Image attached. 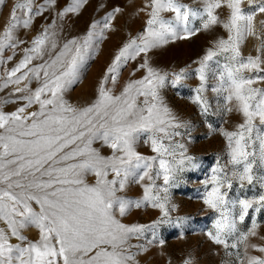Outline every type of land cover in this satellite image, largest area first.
<instances>
[{
  "label": "rangeland",
  "instance_id": "obj_1",
  "mask_svg": "<svg viewBox=\"0 0 264 264\" xmlns=\"http://www.w3.org/2000/svg\"><path fill=\"white\" fill-rule=\"evenodd\" d=\"M0 264H264V0H0Z\"/></svg>",
  "mask_w": 264,
  "mask_h": 264
}]
</instances>
